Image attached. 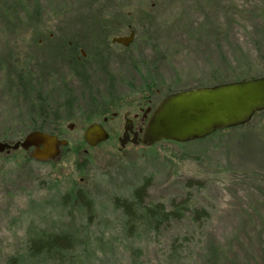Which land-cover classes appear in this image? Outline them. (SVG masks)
<instances>
[{
	"label": "rangeland",
	"instance_id": "rangeland-1",
	"mask_svg": "<svg viewBox=\"0 0 264 264\" xmlns=\"http://www.w3.org/2000/svg\"><path fill=\"white\" fill-rule=\"evenodd\" d=\"M131 32L129 46L113 42ZM261 76L264 0H0V142L36 128L68 142L45 161L0 153V264L61 231L90 240L84 264H264V111L187 143H120L127 112ZM94 122L109 139L92 147ZM146 182V203L184 216L128 235L114 200ZM75 191L94 201L91 218L61 206Z\"/></svg>",
	"mask_w": 264,
	"mask_h": 264
},
{
	"label": "water",
	"instance_id": "water-1",
	"mask_svg": "<svg viewBox=\"0 0 264 264\" xmlns=\"http://www.w3.org/2000/svg\"><path fill=\"white\" fill-rule=\"evenodd\" d=\"M135 36L113 39L129 46ZM264 111V76L198 87L172 93L163 98L151 113L140 138V143L152 147L162 141L187 143L207 138L218 131H225L249 124ZM128 128L120 139L125 147ZM137 136V135H136ZM109 139V133L99 123L90 125L85 132L86 142L95 147ZM68 144L57 135L33 131L15 144L0 142V153L11 150H30L36 160L56 158L61 147Z\"/></svg>",
	"mask_w": 264,
	"mask_h": 264
},
{
	"label": "trees",
	"instance_id": "trees-1",
	"mask_svg": "<svg viewBox=\"0 0 264 264\" xmlns=\"http://www.w3.org/2000/svg\"><path fill=\"white\" fill-rule=\"evenodd\" d=\"M226 82L228 81L222 83ZM221 132L223 131L217 133ZM149 185V182L143 183L134 189L129 197H117L114 200L116 208L122 211L124 230L128 235L139 233V231L140 233L159 231L165 224L184 216L185 210L182 205H176L175 210L170 211L162 203H146ZM59 199L61 206L65 208L78 203L81 211L89 218L97 212L94 201L83 191L67 193ZM79 238V236L75 237L71 231L41 232L29 241L24 253L10 257L7 264H69V262L84 264L82 263L85 256L83 251L89 250L91 244L90 240L81 241Z\"/></svg>",
	"mask_w": 264,
	"mask_h": 264
},
{
	"label": "flooded vegetation",
	"instance_id": "flooded-vegetation-1",
	"mask_svg": "<svg viewBox=\"0 0 264 264\" xmlns=\"http://www.w3.org/2000/svg\"><path fill=\"white\" fill-rule=\"evenodd\" d=\"M80 53L83 54V50H81ZM155 107H147L146 109H142L140 113H137V114L133 115L132 117H131V114L129 112H127L125 114V124H124L123 134L126 133V128H128V131H127L128 134H127V137L125 138L126 139L125 140L126 141L125 142L126 143L125 146L126 145H131V144L132 145L141 144L140 143V138L142 136L143 130H144L146 124H147V121H148L151 113L155 109ZM117 116H118V113H114L112 115V118H115ZM108 120H109L108 118H104V122H107ZM94 123H99V124H101L104 127L103 123H101V122H94ZM94 123H92V124H94ZM92 124H90V125H92ZM104 129H105V127H104ZM41 130H42L41 128H36L35 129V131H41Z\"/></svg>",
	"mask_w": 264,
	"mask_h": 264
}]
</instances>
